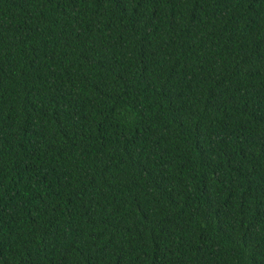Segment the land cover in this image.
Wrapping results in <instances>:
<instances>
[{"label":"trees","instance_id":"1","mask_svg":"<svg viewBox=\"0 0 264 264\" xmlns=\"http://www.w3.org/2000/svg\"><path fill=\"white\" fill-rule=\"evenodd\" d=\"M0 264H264V0H0Z\"/></svg>","mask_w":264,"mask_h":264}]
</instances>
